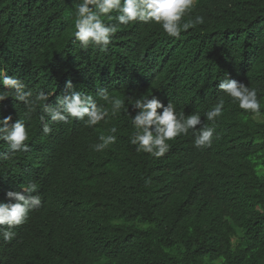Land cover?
Here are the masks:
<instances>
[{
	"label": "trees",
	"instance_id": "obj_1",
	"mask_svg": "<svg viewBox=\"0 0 264 264\" xmlns=\"http://www.w3.org/2000/svg\"><path fill=\"white\" fill-rule=\"evenodd\" d=\"M77 3L0 0V68L34 96L53 94L50 105L70 80L98 103L107 89L128 111L105 104V121L50 123L48 135L42 107L26 120L28 151L0 161V202L36 183L42 203L13 240L0 237V264H264V115L217 87L227 73L264 98V0H196L184 20L204 24L179 38L154 23L121 26L107 51L75 41ZM151 95L209 126L204 115L223 96L211 147L195 148L190 132L162 157L137 152L131 101ZM24 114L22 102H0V118ZM112 127L116 142L93 150Z\"/></svg>",
	"mask_w": 264,
	"mask_h": 264
},
{
	"label": "clouds",
	"instance_id": "obj_2",
	"mask_svg": "<svg viewBox=\"0 0 264 264\" xmlns=\"http://www.w3.org/2000/svg\"><path fill=\"white\" fill-rule=\"evenodd\" d=\"M195 5L196 0H78L74 11L73 36L83 50L92 46L98 47L100 51H107L121 26L154 23L159 25L167 36L179 38L182 32L205 23L201 15L184 20ZM65 87L66 92L57 96L53 106L48 103L53 94L40 91L34 96L31 90H26V85L19 76L7 75L6 70L0 68V102L12 97L25 106L24 118L15 122H12L11 115L0 118V142L8 146L7 151L0 152V161H6L16 153L28 151L30 130L26 120L31 118L37 108L42 107L43 110L40 120L45 135L53 131L50 123L77 120L83 121L86 126H94L105 121L110 114L105 104H111L113 115L121 109L128 111L125 100L110 96L107 89H100L96 93L99 99L105 102L98 103L93 95L74 91L70 80L66 82ZM217 87L231 103L238 104L245 112L257 117L264 115L261 111L264 109V98L258 97L256 88L231 78L227 73ZM128 99L131 101V97ZM225 103L222 96L205 113L206 120L213 122V126H209L202 123L198 112L185 115L183 111H177L172 101L165 105L154 95H151V98L141 96L131 101V106L138 110L136 115L132 117L128 112L133 128L130 143L136 146L137 152L159 158L169 151L170 141L191 132L195 148L211 147L216 133L214 124L223 114ZM109 132L111 134L99 137L100 142L92 145L93 150L103 151L116 142V127L110 128ZM21 188L22 191H7V202H0V237L6 242L16 236L12 229L25 224L30 212L42 203L40 194L33 195L38 193L36 183H28Z\"/></svg>",
	"mask_w": 264,
	"mask_h": 264
},
{
	"label": "rangeland",
	"instance_id": "obj_3",
	"mask_svg": "<svg viewBox=\"0 0 264 264\" xmlns=\"http://www.w3.org/2000/svg\"><path fill=\"white\" fill-rule=\"evenodd\" d=\"M256 119H257V120H261L262 118H261L260 116H258V117L256 116Z\"/></svg>",
	"mask_w": 264,
	"mask_h": 264
}]
</instances>
